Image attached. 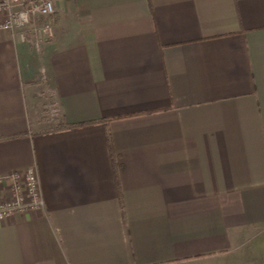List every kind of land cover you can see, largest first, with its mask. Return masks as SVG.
I'll return each mask as SVG.
<instances>
[{"label": "crops", "instance_id": "obj_1", "mask_svg": "<svg viewBox=\"0 0 264 264\" xmlns=\"http://www.w3.org/2000/svg\"><path fill=\"white\" fill-rule=\"evenodd\" d=\"M37 22L39 50L0 30V176L34 167L45 204L0 219V264H264V0Z\"/></svg>", "mask_w": 264, "mask_h": 264}, {"label": "built area", "instance_id": "obj_2", "mask_svg": "<svg viewBox=\"0 0 264 264\" xmlns=\"http://www.w3.org/2000/svg\"><path fill=\"white\" fill-rule=\"evenodd\" d=\"M55 12V0H0V30H20L23 41L34 39L36 49L41 47L43 34L50 29L48 24H39L40 16ZM34 36L28 39L27 33ZM45 110L51 118L61 115V107L54 92L49 94ZM0 219H8L16 213H27L44 207L45 200L38 173L34 167L18 169L0 176Z\"/></svg>", "mask_w": 264, "mask_h": 264}, {"label": "trees", "instance_id": "obj_3", "mask_svg": "<svg viewBox=\"0 0 264 264\" xmlns=\"http://www.w3.org/2000/svg\"><path fill=\"white\" fill-rule=\"evenodd\" d=\"M84 124H86V123H84ZM84 124H75V125H69V126H67V125H65L64 127H76V126H81V125H84ZM109 142H110V147H112V141H111V137H109Z\"/></svg>", "mask_w": 264, "mask_h": 264}]
</instances>
